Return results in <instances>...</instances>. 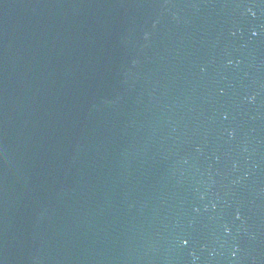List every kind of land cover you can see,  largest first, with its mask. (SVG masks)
I'll list each match as a JSON object with an SVG mask.
<instances>
[{"label": "water", "instance_id": "95a60500", "mask_svg": "<svg viewBox=\"0 0 264 264\" xmlns=\"http://www.w3.org/2000/svg\"><path fill=\"white\" fill-rule=\"evenodd\" d=\"M0 264H264V0H0Z\"/></svg>", "mask_w": 264, "mask_h": 264}]
</instances>
